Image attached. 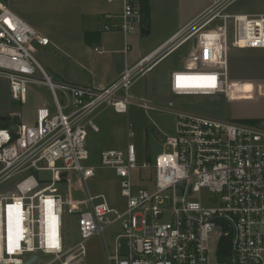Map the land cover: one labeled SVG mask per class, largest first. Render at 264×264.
Returning a JSON list of instances; mask_svg holds the SVG:
<instances>
[{"label": "built area", "instance_id": "obj_1", "mask_svg": "<svg viewBox=\"0 0 264 264\" xmlns=\"http://www.w3.org/2000/svg\"><path fill=\"white\" fill-rule=\"evenodd\" d=\"M0 0V75L15 101L25 103L32 85L46 86L50 104L39 107L32 124L0 126V264H85L87 241L99 237L106 264H264V117L250 122L220 120L136 99L132 86L164 58L193 43L192 57L173 70L170 90L177 97L231 96L229 51L264 48V14L232 13L236 0H213L162 46L125 68L102 89L55 79L36 56L47 39ZM113 2L116 0H107ZM120 16L103 15L101 30L135 33L142 21L140 0H120ZM97 51L101 52L99 48ZM103 106L118 113L143 109L162 134L163 149L153 162H140L134 123L125 148L100 154V167L115 172L125 207L93 194L87 182L96 166L90 158L89 129L99 131L95 113ZM175 118L174 133L163 131L153 114ZM152 168L153 186L136 187L133 173ZM47 172L49 178L42 174ZM75 174L83 197H74ZM68 183L67 196L58 187ZM68 215L77 216L79 239L69 243ZM151 216V223L146 217ZM168 216L169 220H159ZM122 230L110 245L109 228ZM128 252L120 253V240ZM229 243L219 259L222 241Z\"/></svg>", "mask_w": 264, "mask_h": 264}, {"label": "crops", "instance_id": "obj_2", "mask_svg": "<svg viewBox=\"0 0 264 264\" xmlns=\"http://www.w3.org/2000/svg\"><path fill=\"white\" fill-rule=\"evenodd\" d=\"M212 1L148 0L149 28L143 33L141 24L139 29L131 34H125L120 30H101L104 14L112 13L116 16L122 14L123 3L120 0L113 2L107 0H15L13 1L15 8L12 10L47 39V44L36 45V53L39 54L40 60L50 75L57 80L102 89L118 79L126 67L136 64L144 56L162 46L209 7ZM96 48H99L101 52ZM167 82L170 83L169 78ZM40 86L47 88L44 85ZM32 92L34 93L35 90L32 89ZM16 102L11 94L9 80L0 75V126L11 127L19 122L29 124L34 122V117L30 119L17 110ZM50 103L51 101L46 99L40 100L34 107V115L39 107ZM4 116L9 119L2 120ZM95 118L99 131L89 129L87 143L91 147L96 141L103 143L99 147V160L104 149L127 146L130 140L128 136L127 140H119L118 132L121 129L119 123H125L123 128L126 132L129 122L134 123L135 137L132 140L136 145L140 162H153L156 155L162 151H157L153 155L148 154L150 120L146 112L139 107H131L127 113H118L112 107L103 106L95 113ZM160 141L162 142L161 136ZM143 171L145 170H137L133 173L135 186L152 188L151 180L145 178ZM116 178L120 184L119 178L117 176ZM89 190L92 192L91 189ZM125 204L126 200L123 207ZM99 239L95 236L91 240L95 243ZM89 250L90 248L87 247L85 264ZM101 263L106 264L104 253L101 255Z\"/></svg>", "mask_w": 264, "mask_h": 264}, {"label": "rangeland", "instance_id": "obj_3", "mask_svg": "<svg viewBox=\"0 0 264 264\" xmlns=\"http://www.w3.org/2000/svg\"><path fill=\"white\" fill-rule=\"evenodd\" d=\"M10 7L12 9L15 8L13 1L10 2ZM229 11L252 16L262 15L264 14V0H236ZM141 27L143 33L147 31L144 25ZM193 48V43L190 42L167 56L153 70L140 78L132 86L130 94L136 99L151 100L158 105H165L169 101H173L175 107L178 109L207 115L220 120L250 122L254 118L264 117V48H238L232 43L230 44L229 76L232 82V92L229 98H226L223 94L177 97L171 92L170 83L167 80L168 78L170 79L173 70L182 69L191 60ZM36 56L40 60L38 53H36ZM40 62L44 66L41 60ZM32 89L36 93H33ZM29 93L30 96L25 103L16 102V108L26 117L33 119L35 117L34 107L36 104L42 99L52 101V95L47 88L36 85L30 87ZM153 117L163 131L174 133L175 119L172 115L154 113ZM119 124H121V129L118 132L119 140H127V132L123 128L125 123ZM149 125L151 126V122ZM160 136L162 134L156 128L150 127L147 140V152L149 155L162 150ZM102 144L101 141H96L94 146L91 147L87 143L90 150V159L85 161L84 164L95 165L97 168L96 177L88 180L87 186L94 193L105 192L111 204L123 208L125 199L121 196L118 179L112 170L100 167L99 147ZM143 175L145 178L150 179L153 175L152 168L143 171ZM42 176L49 178L50 174L44 172ZM69 176L74 184V197L77 199L82 198V185L76 179L75 174L71 173ZM58 187L63 195L67 196L68 183L64 179L59 183ZM13 188V182L0 184V194H6ZM67 217L66 235L68 242L75 243L79 239L77 216L68 215ZM146 219L148 223H151L150 215H147ZM168 220L169 217L166 216L159 221L164 222ZM121 232L122 230H118L116 227L107 229L106 237L110 245ZM91 239L93 237L88 239L86 243L87 247L90 248L86 264H102L101 255L104 252L101 240L99 239L98 242L94 243ZM120 245V253L122 255L127 254L128 240L122 238Z\"/></svg>", "mask_w": 264, "mask_h": 264}, {"label": "trees", "instance_id": "obj_4", "mask_svg": "<svg viewBox=\"0 0 264 264\" xmlns=\"http://www.w3.org/2000/svg\"><path fill=\"white\" fill-rule=\"evenodd\" d=\"M142 7V25L145 29L149 28V14H148V0H141ZM229 243L228 240L224 239L220 245L219 259L224 261L226 259V251L228 253Z\"/></svg>", "mask_w": 264, "mask_h": 264}, {"label": "water", "instance_id": "obj_5", "mask_svg": "<svg viewBox=\"0 0 264 264\" xmlns=\"http://www.w3.org/2000/svg\"><path fill=\"white\" fill-rule=\"evenodd\" d=\"M8 119H9V117H6V116L2 117V120H8ZM36 259H37V256L35 255L32 259H30L27 262V264H32Z\"/></svg>", "mask_w": 264, "mask_h": 264}, {"label": "bare ground", "instance_id": "obj_6", "mask_svg": "<svg viewBox=\"0 0 264 264\" xmlns=\"http://www.w3.org/2000/svg\"><path fill=\"white\" fill-rule=\"evenodd\" d=\"M164 59H165V58H164ZM164 59H163V60H164Z\"/></svg>", "mask_w": 264, "mask_h": 264}]
</instances>
